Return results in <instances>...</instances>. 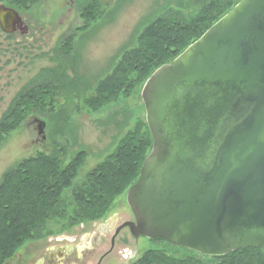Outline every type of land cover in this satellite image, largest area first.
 I'll return each instance as SVG.
<instances>
[{"label":"water","instance_id":"1","mask_svg":"<svg viewBox=\"0 0 264 264\" xmlns=\"http://www.w3.org/2000/svg\"><path fill=\"white\" fill-rule=\"evenodd\" d=\"M0 28L29 33L4 3ZM142 99L153 145L123 226L208 257L264 248V0L238 1L154 70Z\"/></svg>","mask_w":264,"mask_h":264},{"label":"rangeland","instance_id":"2","mask_svg":"<svg viewBox=\"0 0 264 264\" xmlns=\"http://www.w3.org/2000/svg\"><path fill=\"white\" fill-rule=\"evenodd\" d=\"M12 1L0 3L20 11L29 33L7 34L0 28V120L19 104L21 93L45 92L53 97V107L22 105L30 106L28 113L0 142V182L8 170L40 153L58 156L63 168L78 161V170L72 186L62 193L65 217L51 220L45 234L26 241L3 264H15L20 255L31 262L51 244L75 247L77 254L86 253L82 264H96L100 249L110 247L111 231L102 232V245L92 252L91 237L97 234L98 223H72L77 210L73 188L86 181L129 132L143 131L147 125L142 99L146 81H138L137 72L116 100L94 108L97 85L112 74L124 52L139 46L148 25L164 15L182 17L189 24L211 0H32L21 7ZM36 118L46 123L44 139ZM127 190L115 197L101 221L114 214L120 215V222L134 218ZM127 231L102 264H132L148 249H165L181 258L193 254L167 240L146 237L139 238L135 253L136 241ZM85 233L87 247L79 252ZM125 237L128 241L123 242Z\"/></svg>","mask_w":264,"mask_h":264},{"label":"trees","instance_id":"3","mask_svg":"<svg viewBox=\"0 0 264 264\" xmlns=\"http://www.w3.org/2000/svg\"><path fill=\"white\" fill-rule=\"evenodd\" d=\"M31 1L12 2L21 7ZM235 4L233 0H211L189 24L182 17L164 15L148 25L139 46L124 52L112 74L99 82L91 106L98 108L116 100L134 81L133 71L137 72L138 81H146L155 69L178 56ZM36 91H32L33 95L21 93L19 104L4 114L0 120V142L28 113L30 106L23 109L22 105L53 107V97ZM152 145L148 125L143 131L129 132L115 152L90 172L86 181L73 188L77 210L72 223L101 220L115 197L137 181ZM77 162L63 168L58 156L40 153L4 174L0 182V264L26 241L45 234L51 220L65 217L62 193L76 178ZM189 251L193 254L181 258L165 249H148L132 264H264V248H243L221 257Z\"/></svg>","mask_w":264,"mask_h":264},{"label":"flooded vegetation","instance_id":"4","mask_svg":"<svg viewBox=\"0 0 264 264\" xmlns=\"http://www.w3.org/2000/svg\"><path fill=\"white\" fill-rule=\"evenodd\" d=\"M133 220L134 218L120 222L121 221L120 215L114 214L111 217L107 218L104 222L101 220L92 221V223H98V227H99L97 234L91 237L92 243L90 245L93 246L92 248L93 250H91L92 252L99 250V248L101 247L102 232L108 234L109 231H111L110 247L108 250L103 252H101L100 249L99 259L96 264H102L106 256H108L115 249V247L118 244L117 239H119V236L123 233L124 230H128L127 232L129 233V237H131V239H134L136 241V245H135L136 247L135 253H136L138 240L140 237L143 238L144 236H140L136 238L132 234L129 226H123L126 222ZM88 237L89 234L85 233L83 236V241H80L81 243L79 246V252L84 251L83 248L87 247L88 242L86 239H88ZM57 239L62 240L63 237L59 235ZM50 241H52V239H50ZM126 241H128V237H125L123 242ZM85 260H86V253L82 252L80 254H77V250L75 247H72L70 245L63 246V245L51 244L48 247V252H45L42 256L36 257L31 262H27L24 260V257L20 255L15 264H82L83 262H85Z\"/></svg>","mask_w":264,"mask_h":264},{"label":"bare ground","instance_id":"5","mask_svg":"<svg viewBox=\"0 0 264 264\" xmlns=\"http://www.w3.org/2000/svg\"><path fill=\"white\" fill-rule=\"evenodd\" d=\"M131 210V209H130Z\"/></svg>","mask_w":264,"mask_h":264}]
</instances>
